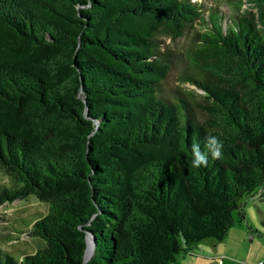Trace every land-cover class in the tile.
I'll list each match as a JSON object with an SVG mask.
<instances>
[{
    "label": "trees",
    "instance_id": "1",
    "mask_svg": "<svg viewBox=\"0 0 264 264\" xmlns=\"http://www.w3.org/2000/svg\"><path fill=\"white\" fill-rule=\"evenodd\" d=\"M245 2L256 12L227 17L192 0H0V205L49 204L26 232L44 245L0 264H171L246 221L264 195V0ZM195 23L180 81L201 100L165 86L163 38ZM209 135L223 156L193 168Z\"/></svg>",
    "mask_w": 264,
    "mask_h": 264
},
{
    "label": "rangeland",
    "instance_id": "2",
    "mask_svg": "<svg viewBox=\"0 0 264 264\" xmlns=\"http://www.w3.org/2000/svg\"><path fill=\"white\" fill-rule=\"evenodd\" d=\"M202 3L205 7L217 8L222 15L247 14L256 12V8L242 0H192ZM240 7V8H238ZM207 17V12L204 14ZM199 23L187 31L183 36L171 40L163 38L164 47L174 52L173 66L166 80L167 91L173 93L174 89L195 90L197 99L201 100L203 91L191 82L180 81L185 73L190 72L188 49L199 44L195 32L200 30ZM0 184L10 186L7 175L0 173ZM243 205L246 222L264 233V195H252L246 198ZM49 204L39 201L34 195L24 199H17L0 205V249L7 251L15 259L23 254H32L44 245V241L36 236H26L30 229L29 223L46 214Z\"/></svg>",
    "mask_w": 264,
    "mask_h": 264
},
{
    "label": "crops",
    "instance_id": "3",
    "mask_svg": "<svg viewBox=\"0 0 264 264\" xmlns=\"http://www.w3.org/2000/svg\"><path fill=\"white\" fill-rule=\"evenodd\" d=\"M264 262V233L246 221L232 225L220 241L205 239L171 264H259Z\"/></svg>",
    "mask_w": 264,
    "mask_h": 264
},
{
    "label": "clouds",
    "instance_id": "4",
    "mask_svg": "<svg viewBox=\"0 0 264 264\" xmlns=\"http://www.w3.org/2000/svg\"><path fill=\"white\" fill-rule=\"evenodd\" d=\"M205 148L207 151L201 149L199 143H193L190 147L192 154L191 166L193 168L206 167L208 165L209 156L212 159L219 160L223 156V142L214 135H209L205 138Z\"/></svg>",
    "mask_w": 264,
    "mask_h": 264
},
{
    "label": "water",
    "instance_id": "5",
    "mask_svg": "<svg viewBox=\"0 0 264 264\" xmlns=\"http://www.w3.org/2000/svg\"><path fill=\"white\" fill-rule=\"evenodd\" d=\"M88 236H89V235H86V237H85V240H86V247H85V251H84V254H83V260H82V263H86V262H88V260L90 259V256L86 257L87 237H88ZM89 237H90V239H91V243H92V252H91V253H93V251H94L93 239L91 238V236H89Z\"/></svg>",
    "mask_w": 264,
    "mask_h": 264
},
{
    "label": "built area",
    "instance_id": "6",
    "mask_svg": "<svg viewBox=\"0 0 264 264\" xmlns=\"http://www.w3.org/2000/svg\"><path fill=\"white\" fill-rule=\"evenodd\" d=\"M259 264H264V262H260Z\"/></svg>",
    "mask_w": 264,
    "mask_h": 264
}]
</instances>
